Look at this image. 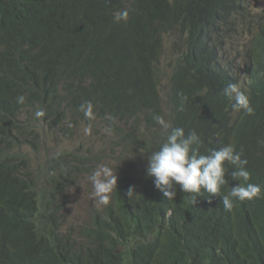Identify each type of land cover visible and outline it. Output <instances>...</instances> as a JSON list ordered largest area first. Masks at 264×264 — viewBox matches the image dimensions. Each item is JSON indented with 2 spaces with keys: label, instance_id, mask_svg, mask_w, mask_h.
I'll list each match as a JSON object with an SVG mask.
<instances>
[{
  "label": "trees",
  "instance_id": "16d2710c",
  "mask_svg": "<svg viewBox=\"0 0 264 264\" xmlns=\"http://www.w3.org/2000/svg\"><path fill=\"white\" fill-rule=\"evenodd\" d=\"M251 1L0 0V264H264V194L233 199L226 211L222 196L203 190L177 186L168 200L147 174V157L164 139L159 114L186 134L196 130L202 154L227 144L242 150L248 182L264 193V12L253 14ZM125 9L127 21L115 22ZM168 42L176 50L163 94ZM229 83L245 91L254 114L232 110ZM84 101L114 129L122 167L110 203L79 241L62 230L60 200L89 156L47 157L32 175L22 147L36 149L43 130L72 136L88 120ZM224 167L222 195L239 184Z\"/></svg>",
  "mask_w": 264,
  "mask_h": 264
},
{
  "label": "clouds",
  "instance_id": "9594fccd",
  "mask_svg": "<svg viewBox=\"0 0 264 264\" xmlns=\"http://www.w3.org/2000/svg\"><path fill=\"white\" fill-rule=\"evenodd\" d=\"M256 1L252 0L251 3H256ZM251 3L248 6L250 11H252ZM258 12H264V8L259 9ZM256 13L253 12V14ZM128 16L129 12L125 9L115 13L113 18L115 22L119 23L127 21ZM240 47L237 45V48ZM223 94L232 101L231 108L234 112L242 110L248 115L254 114L248 95L241 90L238 84L229 83L223 89ZM15 100L19 105L26 103V97L22 94L17 95ZM79 110L86 119L91 121L95 118L91 101L81 103ZM33 115L37 120H42L46 112L42 108H38ZM107 118L115 123V117L109 116ZM153 119L160 126L164 139L158 150L151 151L147 157V174L154 177L155 187L168 200L175 198L177 186L181 192L196 196H199L203 190L209 194V199L216 195L222 196L224 209L231 211L234 206L233 199L241 202L250 201L264 194L260 185L248 182L250 180V172L246 168L248 160L242 158V150L236 151L234 145L227 144L219 148L208 149L207 154H202L199 148L202 141L196 130H190L186 134L184 128L173 127L171 122L166 121L159 114H154ZM84 131L85 134H90L91 127L85 128ZM104 131L111 135L114 129L109 126ZM258 144L264 146V139L258 140ZM61 154L59 151L55 152L52 158L58 159ZM225 162L233 166L234 170L231 172V176L233 180H238L239 184L231 186L230 192L222 195L221 187L228 183L225 178ZM88 179L93 187L91 198H94L97 208L107 206L110 203V194L114 188H117L116 171L114 172L109 166L101 164ZM134 193V186H130L126 196L131 199Z\"/></svg>",
  "mask_w": 264,
  "mask_h": 264
},
{
  "label": "rangeland",
  "instance_id": "374dc122",
  "mask_svg": "<svg viewBox=\"0 0 264 264\" xmlns=\"http://www.w3.org/2000/svg\"><path fill=\"white\" fill-rule=\"evenodd\" d=\"M255 1V0H253ZM252 12H258L264 8V0L252 2ZM171 42L166 44L164 49V59L160 66V88L165 94L168 80V62L173 59ZM172 54V55H171ZM25 119V116L22 117ZM91 127L90 134H85L84 129ZM106 127L97 119L84 120L73 130L72 136H67L65 132L56 130H43L40 143L36 149L31 147H22V152L28 157V169L35 175L39 169H42L47 157H53L55 152H70L78 156H89L87 164L83 167L84 172L79 174L75 181L71 183L64 191L63 201L60 200L62 213L60 212V222L62 230H71L73 236L79 241L85 239V232L91 225V216L97 208L92 199L93 187L88 177L101 164L107 165L115 172L118 167H122L118 160V153L115 144H113V135L105 133ZM116 165L118 166L116 168ZM116 168V169H114ZM48 171V170H47Z\"/></svg>",
  "mask_w": 264,
  "mask_h": 264
}]
</instances>
